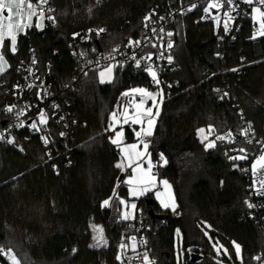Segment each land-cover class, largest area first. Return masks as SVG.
Masks as SVG:
<instances>
[{
	"label": "trees",
	"instance_id": "1",
	"mask_svg": "<svg viewBox=\"0 0 264 264\" xmlns=\"http://www.w3.org/2000/svg\"><path fill=\"white\" fill-rule=\"evenodd\" d=\"M50 1L54 25L19 36L15 53L9 41L3 47L9 68L0 76V106L9 98L6 87L14 78L16 65L31 47L37 50L41 68L52 61V78L58 84L68 83L77 75L69 48L74 33L89 26L103 28L105 34L98 43L110 49L138 38L144 18L153 8L191 0ZM203 7L178 16L172 25L177 70L166 78L177 86L163 102L150 143L152 161L160 154L166 158L157 174L172 181L177 215L156 210L151 194L137 207H142L145 222L156 230L150 237L156 264H178L177 232L184 237L179 264H217L214 251L208 248L187 250V245L206 244L204 222L232 248L231 264H255V257L264 254V228L249 215L245 203L243 168L252 159L229 157L240 153V148L246 155L254 150L240 139V109L254 124L259 145H263L264 38L251 39L246 25L248 30L236 42H223L212 24L196 23ZM221 53L225 58L219 57ZM137 85L155 89L143 70L130 64L115 69L111 83L101 84L98 71H92L64 93L81 126L74 163L59 174L46 161L39 142L26 144L21 153L0 141V248L11 249L22 264H120L119 248L132 231L131 221H110L111 209L103 206V201L117 194L128 195L126 184L118 183L120 150L110 142L113 133L108 124L122 93ZM227 87L228 97L223 92ZM1 118L0 114V122ZM124 128L126 143L133 142L134 130L128 125ZM202 128H215L219 134L232 132L238 140L229 147L205 148L198 137ZM149 201H153L151 206ZM149 209L163 218H153ZM92 224L102 226L107 246L90 247ZM233 242L240 245V260ZM194 254L201 259L193 262ZM1 262L9 264L5 256Z\"/></svg>",
	"mask_w": 264,
	"mask_h": 264
},
{
	"label": "built area",
	"instance_id": "2",
	"mask_svg": "<svg viewBox=\"0 0 264 264\" xmlns=\"http://www.w3.org/2000/svg\"><path fill=\"white\" fill-rule=\"evenodd\" d=\"M217 2V0H191L189 2H179L176 5H171L165 8H153L146 16H151V21H146L144 18L143 32L138 38L130 39L131 41H140L139 45H129L127 41L123 45H118L110 49H103L98 43L104 32L97 35L96 30L100 29L98 26H89L80 30L78 36L74 33L69 40V48L72 58L76 64L77 75H75L71 82L58 84L52 78V68L54 66L52 61L47 62L44 68L40 67L37 50L31 47L28 50L26 58L21 59L14 69V78L12 82L6 87V94L8 100L0 106V114L2 115L0 122V133H3L5 139L0 140L10 150L24 153L26 151V144L39 142L44 150L46 161L56 174L62 172L63 169L70 168L74 163L73 154L78 145L77 131L81 124L76 119L72 110V103L63 98V95L68 90H72L75 83L81 78L87 76L92 71H100L105 67L115 64L118 67L133 64L140 68L148 76L150 86L153 88L162 87L164 93V100L170 97L173 93L172 88L177 86L176 82H171L166 78L170 72L177 70L176 55L173 49L174 29L172 27L175 19L180 15H186L194 11L200 6L204 5L203 9L196 18V23L212 24L215 34H218L223 42L233 43L238 40L239 34L242 31H247L246 25L249 27L251 39L264 38L258 35L259 25L253 19L254 7H260L264 11V5H260L258 0H254L252 5L244 3L243 0H234L238 4L235 11H231L224 0H219L224 4L220 9H211L209 13L204 12V8L209 3ZM34 4L38 0H33ZM192 5H196L192 8ZM45 12V17L53 16L54 5L48 0L47 4L41 5ZM192 8L191 11L188 9ZM225 12H230L233 19L229 21V30L224 31V22L227 17ZM145 16V17H146ZM219 23H217V19ZM163 18V19H161ZM34 23L28 30L34 29L35 23L39 21L37 17H33ZM53 21L45 18L43 20V30L46 27L52 26ZM91 30V31H90ZM168 33H172L171 36ZM255 36V38H253ZM95 41V42H94ZM173 45L168 48V43ZM118 49V51H113ZM151 55V59L147 57ZM172 56V62L169 63L167 57ZM114 57L110 59L108 57ZM135 57V59H133ZM220 58H225L223 53L219 54ZM33 60L36 61L33 64ZM136 60L140 61L137 66ZM151 66L157 72V77L160 84L153 82L151 75L145 70ZM31 70V72L29 71ZM33 85L29 87V85ZM229 87L223 90L228 97ZM122 97V96H121ZM118 100L116 112L124 103L125 98ZM55 105V107H54ZM9 106H15L12 112H8ZM239 107L240 104L238 103ZM23 112L22 115L17 116L18 112ZM43 111L47 116V123L40 124V112ZM240 120L243 124L242 130L251 129L247 136L240 134V139L247 144L254 147V150L246 155V160L252 159V162L246 163L243 168L246 189L247 201L255 205L253 208H248L249 215L257 220L264 228V195L256 193L259 187V180L264 178V170H256L253 173L252 163L263 152V146L260 144V138L257 135L254 124L246 116L242 109L239 111ZM23 122L24 127H17L19 123ZM37 123L40 131L33 130L30 125ZM209 132L210 137L215 140L216 145L221 147H229L236 142L237 136L232 132L219 134L215 128ZM241 130V132H242ZM64 133V135H60ZM231 133V137L228 134ZM217 136H224V140H217ZM42 137H47L48 143L45 144ZM8 139H14V143H7ZM147 142L151 143L152 137H148ZM251 140V143L248 141ZM23 149V151H21ZM165 157L159 155L151 162V169L154 174H157L159 169L164 165ZM142 207H137V215L134 221L130 223L131 236L123 241L125 247L119 248L118 259L120 264H145L144 255L147 254L151 264H156V259L153 256V251L150 246V237L156 234L154 226L145 222L142 214ZM101 249V248H100ZM2 257L0 255V264ZM6 257V256H5ZM260 260L256 259L255 264H264V254H260ZM105 264V263H101Z\"/></svg>",
	"mask_w": 264,
	"mask_h": 264
},
{
	"label": "snow or ice",
	"instance_id": "3",
	"mask_svg": "<svg viewBox=\"0 0 264 264\" xmlns=\"http://www.w3.org/2000/svg\"><path fill=\"white\" fill-rule=\"evenodd\" d=\"M48 0H38L37 4L33 3V0H0V49L3 48V42L5 37H10V50L12 53L16 52V43H17V34L22 30V29H26L32 26L31 21L33 19V17H37V19L40 21L39 23H37L35 25L36 28L38 29H42L43 28V20L45 18L52 20L53 22H55V17L53 16H47L45 17V12L43 7H41V5L47 4ZM99 2V0H98ZM244 3H247L249 5H252L254 0H243ZM260 5H264V0H258ZM224 3L228 5V7L230 8L231 11H235L236 7H238V4L234 3V0H224ZM196 5H192V8H195ZM224 7V4L220 3L219 0H217V2H213V3H209L207 5V7L204 8V12L205 13H209V11L211 9H220ZM192 8H189L188 10L191 11ZM253 12L257 13L258 16L261 18V23L259 25V31H258V35L260 36H264V11L261 10L260 7H254L252 9ZM224 15L227 17V19L224 22V31L227 32L229 30V21H231L233 19V17L231 16L230 12H225ZM163 19V18H161ZM217 19V23H219V19ZM146 21H151V16H146L145 17ZM27 21V22H26ZM91 31V30H90ZM105 29L100 28L96 30L97 35H99L101 32H104ZM79 33L74 34V36H78ZM169 36L172 35V33H168ZM255 38V36L253 37ZM140 41H129V45H139ZM173 45L171 44V42L168 43V48H171ZM113 51H118V49H114ZM110 59H114V57L110 56L108 57ZM133 59H135V57H133ZM147 59H151V55H149L147 57ZM169 63L172 62V56H168L167 57ZM36 61L33 60V64H35ZM136 64L137 66L140 65V61L136 60ZM8 61L5 58V55L3 53L2 50H0V73H3L4 71H6V69L8 68ZM116 67L115 64L109 65L107 67H105L102 71L99 72V78H100V83H111L112 79H113V71L114 68ZM152 77V80L155 84L159 85L160 84V80L157 77V72L155 70H153V68L151 66H148L145 69ZM31 72V70H29ZM33 85H29V87H32ZM133 93H139L141 94L142 97H147L150 98L153 101V106L156 108V111L153 112L152 108H147L144 111H141L142 109V105L144 104V100L141 99L140 104L136 105V113L135 115L129 116L127 114V112H125L123 114L124 116V123H128L129 120H131V122L133 124H141L143 125L144 123V118L147 117V128H141V130L139 132H136V136L137 137H141V136H151L152 133V129L156 123L155 117L159 116V104H161L163 102V91L161 90L159 93H153V92H149L147 89L144 88H136L132 90ZM123 96H128L130 95L129 92H125L122 94ZM225 95H227V93H225ZM157 96H160V100L157 101ZM223 99V97H221ZM15 106H9L7 108L8 112H12ZM55 107V105H54ZM23 112L21 110V112L17 113V116L22 115ZM112 121L113 123H111L109 125V129L114 131L115 128V124L119 123V121L117 120V115L115 112L112 113ZM39 123L40 124H46L47 123V116L46 114L41 111L40 112V118H39ZM17 127H24V123L21 122L18 125H16ZM30 127L33 130L36 131H40V128H38L37 123H32L30 125ZM251 129V126L249 125L248 128H245L242 130L241 134L244 136H247L249 131ZM213 129L209 128L208 131L211 132ZM199 132L201 133L202 137L204 140H207L208 137L206 135H203L205 133V129H199ZM60 135H64V133H61ZM123 131L121 130L120 132H116L115 137L114 138H110V142L114 145H117L118 147L120 146L121 142H122V138H123ZM228 137H231V133L228 134ZM5 139L3 133H0V140ZM42 139L44 140V143L47 144L48 143V139L47 137H42ZM217 140H224L225 137L224 136H217L216 137ZM14 139H8L7 143H14ZM252 141L249 140L248 143H251ZM141 143H143L144 149L147 150L148 148V144L145 143L143 140H141ZM206 148H215L216 144L214 141H211L209 143H207L205 145ZM137 145L136 144H132L129 145L127 147L121 148V152L124 153V155L127 157V159L129 160V166L131 165L133 156L132 153L135 154V157L138 159L139 157L143 156L144 153L141 152H136ZM21 151H23V149H21ZM239 152L242 153L243 155H239V156H231L229 157L232 160H241V159H246V150L244 148H240ZM166 162V161H165ZM150 163V162H149ZM257 166H259L261 169H264V155H261L259 157V159H257L256 164L253 165V173L255 174ZM117 168H123L124 165L123 163H118L116 165ZM150 168L148 172H144V170L137 165V167L135 169H133L134 172H140L143 174V176L147 177V179L142 180L141 182L144 184V187L141 189H136L133 188L130 190V194L132 196H139V195H143L145 192L150 190V187L155 183L154 177H152L151 175H149L150 173ZM15 179V178H14ZM133 179H135V177H133ZM133 179H129L128 181H126V183L128 184H132L133 183ZM163 184L165 186V189L168 190L169 192V196L168 199L165 200L162 198L161 193H157V199H160V202L162 204V206L164 208H172L173 211H175V200L171 197L170 195V188L171 186L168 184V182L165 180L163 181ZM256 193L259 195H264V178H261L259 180V187L256 189ZM121 204H124V201L121 200L120 201ZM245 203L247 204L248 208H253L255 207L254 204L249 203L248 201H245ZM110 204V200H105L103 201V206H109ZM132 209L136 208L135 204L131 205ZM130 213L129 212H124L122 214V219L127 220L130 218ZM93 231L96 233V235L93 236V240L95 241V243L93 245H90V247H103L106 246L107 241L104 237L103 234V228L99 227V226H93ZM179 235V232L177 233ZM234 243V247H235V253L236 256L239 258L240 257V253H241V248L239 244H235ZM122 249L125 247V245L121 244L120 246ZM215 247V245H214ZM73 253L76 252V249L74 248ZM217 251L219 252L220 249H217ZM225 253H227V250H224ZM0 255H4L6 256L10 261L11 264H20V261L16 258V256L11 252V250L9 249L7 252L4 251V249L0 248ZM117 259H120V257L118 256ZM255 259L260 260L261 257L257 256L255 257ZM144 261L145 264H151V262L149 261L148 255L145 254L144 255Z\"/></svg>",
	"mask_w": 264,
	"mask_h": 264
},
{
	"label": "rangeland",
	"instance_id": "4",
	"mask_svg": "<svg viewBox=\"0 0 264 264\" xmlns=\"http://www.w3.org/2000/svg\"><path fill=\"white\" fill-rule=\"evenodd\" d=\"M253 19H254V21L258 25H260L261 18L255 12H253ZM39 22L40 21H37L36 23H39ZM31 23H32V21H31ZM25 30L26 29H22L17 34V39H18L19 35H24L23 32ZM7 41L10 42V37H7L6 36L5 39H4V42H3V47H4V45H5V43ZM0 50L3 51V48L0 49ZM8 65H9V63H8ZM8 68H9V66H8ZM8 68L6 69V71L8 70ZM6 71H4L3 73H0V76L3 75ZM100 71H102V70H100ZM100 71H98V79H99V81H100V78H99V72ZM114 79H115V70L113 71V79H112V82L114 81ZM136 88H144V89H147L149 92H153V93H159L161 90L163 91V88L162 87H157L155 89H149V88H147L145 86L137 85V86L131 87V88H129V89H127V90H125L123 92V93L129 92L130 95H128V96H123L122 95L121 98L122 99L125 98L126 101H124V103L121 105L120 109L117 112L115 110V113L117 115V120L119 121V123H116L115 124L114 131L109 129V125L111 123H113V121H112V114H111L110 121H109V124H108L109 131H111L113 133L111 138H114L116 132H120L121 130L124 133L123 138H122V142H121V144L119 146L120 150H121V148H124L125 147V145L123 143V141L125 139V128H124L125 126H127V125L129 126L130 125L134 129L135 133L136 132H139L142 127L143 128H147V117L144 118L143 125H141V124H133L131 122V120H129L128 123H124L123 122L124 121L123 114L125 112H127V114L129 116L135 115V113H136V105L137 104H140L141 99L144 100V104L142 105L141 111H144L147 108H152L153 109V112L156 111V108L153 106V101L150 98L142 97L141 94H139V93H133L132 92V90L133 89H136ZM159 100H160V96H157V101H159ZM163 102H164V93H163ZM163 102L161 104H159V116H160V114L162 112ZM159 116L158 117H155L156 123H155V125H154V127L152 129V133H154V131H155V127H156L157 121L159 119ZM202 129H205V128H202ZM208 129H205V133L203 134V135H206L208 137L207 140H204L203 137H202V135H201V133L198 131V137L200 138V140L202 142H204L205 145L207 143L211 142V141H214L215 142V140L210 137V134H209ZM151 136H141V137H137L136 136V138L138 140L134 143V144L137 145V148H136L135 151L136 152L144 153V155L141 156V157H139L137 159L135 157V154L133 153L132 154L133 159H132V162H131V165L130 166H129V160L124 155V153L121 152L122 158H121V160H120L119 163H123V165L127 164V168H128V171H129V173L127 175H125V174H123V172L126 171L125 166L123 168H121L122 169V174H123L122 177L124 178V183L126 184V186L128 188V195H127V197H122L119 194H117V195H115V197L119 198L120 201L123 200L124 203L126 204V205L121 204V208H124L125 207L127 209V212H129L131 214L130 215V218L127 219V221H134V219L136 218V215H137V205H138V202L141 201L142 199H144L148 194H151L152 197H153V199L156 201V210H158L159 212H162V211L165 212L166 211V212H168V213H170L172 215H175L176 212H177L178 204H177L176 195H175V192H174V187H173L172 181L167 176L159 177L158 174H154L152 172V169H151L152 155H151V152H150V143L145 140L146 137H151ZM141 140H143L145 143L148 144L147 150L144 149V146H143V143H141ZM215 144H216V142H215ZM262 146H263L262 147L263 148V152H262L261 155H264V141H263V145ZM161 155H163V154H161ZM239 155H242V154H240V153L234 154V156H239ZM261 155H259L257 158H255V160L252 163V167H253L254 164H256L257 159H259V157ZM241 160L244 161L245 159H241ZM165 161H166V158H165ZM165 164H166V162L164 163V165ZM137 165H139L144 170V172H148L149 171V168H150L151 170H150L149 175H151L152 177H154L155 183L150 187V190L149 191L145 192L143 195H139V196H135L134 197V196H132L130 194V190L133 189V188H136L138 190L141 189V188H143L144 187V184L141 181L147 179V177L143 176L142 173H140V172H134L133 171V169H135L137 167ZM256 170H264V169H261L259 166H257V169ZM133 177H135V179H133ZM129 179H133V183L132 184L126 183V181H128ZM165 180L171 186V188H170V195L175 200V204H176L175 211H173L172 208H164L162 206L161 202H160V199H157V193L158 192L161 193V194H163L162 195V198L163 199H165V200L168 199L169 192H168V190L165 189V186L163 184V181H165ZM118 183H121L120 178H119ZM115 197L110 198L109 199L110 202L113 201ZM132 204H135L136 205V208L135 209H132V207H131ZM201 224H202L203 229H204V232L206 234L205 235V237H206V242L205 243L206 244L205 245L195 244L194 246L193 245H187V250L188 251H191L192 247L208 248V249L214 251V253H215V261H216L217 264H231L230 261H228V260H231L232 259V248L229 245H227L226 243H224L218 236L213 235V233H212V227H211V225L208 222H204V223H201ZM93 226H99L101 228H102V226L99 225V224H92V232H93V236H94V235H96V233L93 231ZM103 234H104V237H105V239L107 241V244H108V240L106 238L104 229H103ZM93 236H92V241H91V244L90 245H93L95 243V241L93 240ZM183 238H184L183 237V234L180 232L179 239L176 238V241H175V250H176V256H177V263L178 264L180 263V254H179L180 247L183 250V241H184ZM107 244H106V246H107ZM214 245H215V247H214ZM103 247H105V246H103ZM103 247H92V248H94V249H100V248H103ZM217 249H220V251L218 252ZM225 249L227 250V253H225V251H224ZM234 249H235V247H234ZM8 250H9V248H7V249L5 248L4 249L5 252H7ZM11 252L15 255V253L12 250H11ZM191 253H193V252H191ZM183 254H184V250H183ZM16 258L19 260V258L17 256H16ZM240 258H241V253H240V257L238 258V260H240ZM8 261H9V264H11V261L9 259H8ZM20 264H22L21 261H20Z\"/></svg>",
	"mask_w": 264,
	"mask_h": 264
},
{
	"label": "crops",
	"instance_id": "5",
	"mask_svg": "<svg viewBox=\"0 0 264 264\" xmlns=\"http://www.w3.org/2000/svg\"><path fill=\"white\" fill-rule=\"evenodd\" d=\"M26 3H27V0H26ZM33 23H34V21H33V19H32V23H31V24H33ZM36 24H37V23H35V25H36ZM26 32H27V28H26V30H25L23 33L25 34ZM19 36H21V35H19ZM18 38H19V37H18ZM17 40H18V39H17ZM129 126H130V125H129ZM130 127H131V126H130ZM131 128H132V127H131ZM132 129H133V128H132ZM133 130H134V129H133ZM134 135H136V134H135V131H134ZM151 137H152V136H151ZM147 138H148V137H146L145 140H146ZM137 140H138V139H137L136 136H135V140H134V142L126 143V137H125L123 143H124L125 147H127V146H129V145L134 144ZM146 141H147V140H146ZM119 150H120V148H119ZM132 154H133V153H132ZM121 158H122V156H121V150H120V158H119V160H118V163L120 162ZM118 163H117V164H118ZM124 166H125L126 171L123 172V174L127 175V174L129 173L128 168H127V164H125ZM120 170H121L120 181H123V182H124V178L122 177V175H123V174H122V169L120 168ZM129 170H130V169H129ZM114 197H115V196H114ZM108 200H109V199H108ZM124 205H126V204L124 203ZM108 207L111 209L110 221H112V222L127 221V220H124V219L121 218V217H122V214H123L124 212H126L127 209H126L125 207H124V208H121V203H120V199H119V198L115 197L114 200L110 202V204H109ZM175 215H177V212H176Z\"/></svg>",
	"mask_w": 264,
	"mask_h": 264
},
{
	"label": "water",
	"instance_id": "6",
	"mask_svg": "<svg viewBox=\"0 0 264 264\" xmlns=\"http://www.w3.org/2000/svg\"><path fill=\"white\" fill-rule=\"evenodd\" d=\"M152 202H153V201H149V202H148V205L151 206V205H152ZM149 214H151V215L153 216V218H163V217L155 216V215L153 214V212H152V209H149ZM199 259H201V256H200V255H196V254H194V255L192 256V261H193V262H195L196 260H199Z\"/></svg>",
	"mask_w": 264,
	"mask_h": 264
}]
</instances>
